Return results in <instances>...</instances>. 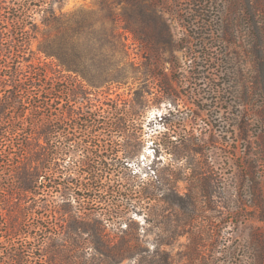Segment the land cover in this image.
<instances>
[{"label": "rangeland", "instance_id": "rangeland-1", "mask_svg": "<svg viewBox=\"0 0 264 264\" xmlns=\"http://www.w3.org/2000/svg\"><path fill=\"white\" fill-rule=\"evenodd\" d=\"M151 1L171 34L157 41L164 47L159 51L120 32L132 7L124 0H51L57 14L88 17L92 71L102 61L107 73L123 76L82 80L91 96L139 101L142 113L134 130L108 144H117L130 181L147 186L154 179L153 195L129 212L123 231L104 224L102 232L119 249L134 250V261L125 256L118 264H264V0H215L211 35L210 27L195 32L191 19L183 18L188 0ZM34 20L25 50H0V80L11 70L4 64L54 60L38 49L45 27L40 14ZM114 27L119 39L110 36ZM195 35L203 38L192 41ZM1 36L5 47L6 34ZM117 41L123 46L112 49ZM197 49L207 55L194 54ZM30 100L37 105L40 98L33 94ZM31 109L26 106L25 114ZM11 119L19 125L17 116ZM17 139L11 133L0 138V198L9 201L7 213L22 221L17 206L35 203L27 205L17 187L24 163L12 169L3 156L18 161Z\"/></svg>", "mask_w": 264, "mask_h": 264}, {"label": "trees", "instance_id": "trees-1", "mask_svg": "<svg viewBox=\"0 0 264 264\" xmlns=\"http://www.w3.org/2000/svg\"><path fill=\"white\" fill-rule=\"evenodd\" d=\"M124 1L132 7L124 13L120 32L132 33L150 51L162 50L157 41L169 39L171 34L156 3ZM188 2L183 18L191 19L195 32L210 27L211 35L215 0ZM80 13L57 14L51 0H0V41L4 33L7 42L0 50H25L37 28L34 16L40 14L45 30L38 49L54 59L49 63L38 58L26 65L20 60L13 66L4 64L11 70L0 80V138L6 139L10 133L19 137L15 147L20 156L14 162L7 153L3 156L12 169L24 163L17 187L24 192L27 205L33 199L35 205L17 206L22 217L18 221L19 216L7 213L8 199L0 198V264H118L125 256L135 260L132 247L119 249L102 232V225L123 231L121 225L130 219L129 212L145 207L141 201L153 195L154 179H148L147 186L130 181L124 156L118 157L117 144H108L114 142L113 137L134 130L142 113L139 101L119 96L100 99L91 96L82 83L123 76L107 73L102 61L98 71H92L90 23L85 12ZM120 32L114 27L110 36L119 39ZM79 34L83 36L81 42L76 38ZM199 38L203 37H191L192 41L197 39L195 42ZM189 42L190 38L186 44ZM111 45L116 49L123 43ZM193 53L207 55L199 49ZM33 94L40 98L37 105L31 103ZM29 105L31 112L25 114ZM14 116L19 125L11 119ZM86 204L95 208L87 209Z\"/></svg>", "mask_w": 264, "mask_h": 264}]
</instances>
